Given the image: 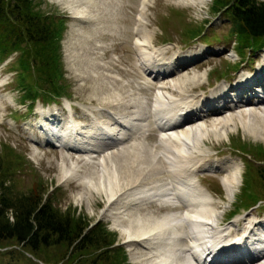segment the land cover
Segmentation results:
<instances>
[{"label": "rangeland", "instance_id": "1", "mask_svg": "<svg viewBox=\"0 0 264 264\" xmlns=\"http://www.w3.org/2000/svg\"><path fill=\"white\" fill-rule=\"evenodd\" d=\"M108 1L111 7L113 1ZM32 3L40 13L43 15L46 13L49 16L47 19L53 22L56 29H60L56 50L60 54L61 76L57 81L61 84L60 95L63 98L55 101L56 103L45 104L44 107L54 109L55 105H60L66 110L68 106L65 108L63 104L70 105L74 108L78 119H83L85 114L86 118L88 116L91 118V114H95L98 108H101L94 96V93L100 94V91L109 94L112 92L115 98L125 100H127V96L131 100L143 98L144 101L147 100L150 103V98L156 96L158 85H172L171 82H179L185 77L205 73L200 80L202 83L196 84L193 89L189 88L192 84L186 88L191 95V103H194L206 96L216 95L223 98L228 96L224 93L227 91L224 89V87L227 88V79L234 80L233 78L237 77L233 83L229 84L231 86L239 84L243 78L248 80L255 78L257 72L254 71L259 65H261L260 74L264 75V42L257 45L259 50L252 51L246 48L241 51L236 50L237 42L230 35L229 18L222 11L212 12V0H198L190 4H185L180 0H149L143 14L144 22L141 25L149 33L146 52L149 54V52L156 51L155 54H152L157 55L156 59L159 60L166 57L172 59L170 71L163 74L157 72L160 76L157 80L153 78L156 72L149 76V72L152 71L150 67L144 71L142 62L144 58L137 50L136 37L132 34L137 25L135 15L138 16L140 0H119L115 6L116 22L111 20L112 13L108 6H100L91 2L95 18L91 20V25L81 23L79 27L75 26L77 21H74L69 15H72V11L69 9L68 0H33ZM95 4L96 9L94 8ZM60 15H64V19ZM208 21L209 23L206 24ZM192 30L197 33H192ZM163 47L165 48L163 49ZM206 48H213L215 53H208L207 56L201 51L204 56L193 59L198 54L197 50ZM12 51L15 56L19 55L18 50ZM12 58L13 55L3 61L0 60V167L2 168L0 177H3V183L8 185L9 192L13 195L31 191L42 193L50 199L53 206L61 211L70 209L71 215H80L89 220V224L101 222L116 238L115 244H119L127 238V235L122 232V228L125 226L133 228L134 224L130 221L128 223L129 213H118V220L114 219L118 205H106V198L102 192L86 190L84 183H79V181H83V177L92 174V166L89 163L85 165L82 161L85 159H79V157L91 154L77 153L69 147L56 145L53 147L49 142L44 143L42 140H45L46 135L39 132V122L43 117L39 115L37 119H34L32 116L37 115L39 112L37 106H41L42 103H35L33 110L26 109L28 100H30L27 98L28 94L34 95L35 99L48 100L43 99L42 96H48L49 91L52 93L49 85L52 72L45 74L35 64H30L23 70L20 64H14L15 59L12 60ZM243 59L244 61L240 65L243 68L238 70L239 61ZM71 60H74L73 64H71ZM10 64L14 65L10 66ZM255 66L256 69L253 71ZM245 68L249 72L245 73ZM241 72H244V75L238 76ZM19 75L22 76L20 82ZM255 83L257 84L258 81L249 84L256 85ZM207 85L215 87L208 91ZM167 90L176 96L179 95L176 89H171L169 86ZM239 90L243 91V87H240ZM130 105L125 109L122 108L121 112L132 115V110L136 111L140 108L136 106L131 109ZM91 109L94 112H90ZM227 109L228 107H225V109L214 112H225ZM102 110L113 111L106 106ZM146 114L147 112L144 113V115ZM219 115L224 116V113ZM215 116L203 114L200 119L202 122L210 124L212 120L217 122L218 119L216 120ZM145 117V121H142L145 125L144 128H151V134L147 136L149 137L146 140L148 145L144 144L156 148L158 140L155 134L159 131L154 126V118L148 114ZM184 120L185 118L181 114V124L188 122V120ZM34 133L38 134V137L31 135ZM28 134L31 135L29 139H27ZM139 136L126 140V144L143 143L140 140L144 138H139ZM35 138H38V143L32 141ZM199 147L204 150L206 158H210L213 164L212 162L208 163L209 165L204 167L205 170L200 169L193 176L199 180V184L205 192L218 202L216 215L218 226H220L219 222L221 226L233 224L231 228L236 232L246 226L245 220L257 218L264 228V181L257 171L258 166H264V152L261 151L264 149V140L249 134L240 125H236V127H229L226 135L223 133L218 139L205 138ZM227 163L240 166L239 173L241 175L235 183L231 195L227 193L222 182L223 178L227 177V172L218 170ZM71 165L77 168L73 171L75 172L73 179L61 178L62 167L70 169ZM85 166H88L86 170ZM125 167L128 169L129 165H125ZM83 172L88 173L82 176ZM249 192H251V196H256V200L251 198L248 200L250 203H243L245 195L250 196ZM169 207L171 206H162L159 202H149L148 208L153 210L140 209L143 212L140 214V219L149 214L155 216V214L163 213ZM134 216H130V220ZM119 221L122 222L123 227ZM240 232L242 233L240 230L237 233ZM253 232L252 229L250 234ZM234 239L232 241L236 242L237 238L234 237ZM238 241H242L240 246L246 250L250 248L264 249V245L251 247L247 246L246 240L239 239ZM119 245L116 254L122 260L121 264H141L139 262L141 257H137L141 254L139 249H135L133 245L128 246L127 242ZM64 252L65 249H60L58 246L41 248L40 258L49 261V263H44L37 256H33L21 248L14 238L3 239L0 241V264L6 261L13 262V264H73L61 258ZM90 256L91 254L87 255V258ZM64 259L66 258L64 257Z\"/></svg>", "mask_w": 264, "mask_h": 264}, {"label": "bare ground", "instance_id": "2", "mask_svg": "<svg viewBox=\"0 0 264 264\" xmlns=\"http://www.w3.org/2000/svg\"><path fill=\"white\" fill-rule=\"evenodd\" d=\"M110 1H113L111 7L108 0H68L69 9L72 11L71 17L77 21L75 26L79 27L81 23L91 25V20L95 18L91 2L100 6H108L112 13L111 20L115 21L117 18L115 6L119 0ZM180 1L190 4L198 0ZM148 3L149 0L140 1L139 13L136 17L137 25L132 34L136 37L137 50L144 58L142 59L144 71L149 67L152 69L153 66H158L164 69L159 72L160 74L168 73L172 63L170 57L159 60L156 59L157 55H153L156 51L149 52V54L146 52L149 33L141 25L144 22L143 14ZM96 4L94 8L97 7ZM71 61L73 64L74 60ZM260 67L261 65L254 71L257 72L256 79L254 77L250 80L243 78L239 84L236 83L229 87L235 92V100L231 99L233 101H228V96L223 98L215 95L206 96L200 101L191 103V95L186 88L192 84L189 88L193 89L196 84L202 83L200 80L204 73L185 77L179 82H171L172 85L168 86L176 89L178 96L167 90V85H158L156 96L150 98V103L147 100L144 101L143 98L135 100H131L128 96L127 100L115 98L112 92L102 93L99 90L100 94L94 93V96L101 108H98L95 114H91V118L89 116L86 118L85 114L83 118L85 121H78L73 125L76 127L71 128L66 126L64 121L60 124V116L52 111L40 120L39 132L46 135L45 140H42L44 143L55 139L61 147H69L77 153L91 154L79 157V159L86 160H82L85 165L89 163L92 166V174L83 177V181L79 183H84L86 190L102 192L106 198V205H118L114 219L118 220V213L130 214L127 220L134 226L133 228L125 226L122 232L127 235L124 241L128 246L133 245L135 249H139L141 254L136 256L141 257L139 258L141 264H205V262L208 264H264V249L246 250L240 246L242 241H238L239 239L246 240L247 246L251 247L263 246L264 228L260 225L261 221L253 218L245 220L246 226L239 229L242 233L235 237L237 241L233 243L224 241L228 239V235L234 237V233L237 234L239 230L235 232L231 228L233 224L218 226L216 217L218 202L205 192L199 180L193 176L196 171L205 170L204 167L208 166V163L213 164L210 158H206L204 150L199 147L205 138L218 139L223 133L226 135L229 127L240 125L249 134L264 140V96H261L264 95V82L253 86L258 89H253L249 84L263 78L264 75L260 74ZM153 78L157 80L160 76L156 72ZM240 87H243V91L239 90ZM224 89L227 90L225 87ZM94 90L96 91V88ZM224 93L228 95V91ZM254 97L256 98L253 99ZM217 98L224 99L219 106L214 105ZM129 104H131V109L136 106L140 108L136 111L132 110V115L122 113V108H127ZM67 106L72 111L71 118L76 117V114H73V107ZM104 106L113 111H103ZM225 107H228L225 112H214L225 109ZM145 112L154 118V126L159 131L155 134L158 140L156 148L147 146L146 140L151 134V128H144L142 121L146 119ZM222 113L224 116L219 115ZM181 114L188 122L181 124ZM203 114L216 115L214 118L218 120L217 122L212 120L210 124L204 123L200 119ZM118 116L125 117L124 121L119 122ZM131 126L132 129L129 130ZM77 131H81V134H77ZM137 136L144 138L140 140L143 143L137 144L138 148L134 143L126 144V140ZM74 145L78 148H72ZM123 164L129 165L130 169ZM239 167L234 163H227L218 169L227 172V177L223 178L222 182L229 195L232 194L233 187L241 175ZM75 168L72 165L70 169L62 167L61 178L73 179ZM86 168L88 166L84 169ZM149 202H159L162 206L170 205L175 209L169 207L163 213L156 215L154 212L155 216L149 214L140 219V214L143 213L140 209L153 210L148 208ZM133 215L135 216L130 220ZM120 225L122 226V222ZM252 229H257V231L250 234ZM244 252L246 256L241 258L239 254H245Z\"/></svg>", "mask_w": 264, "mask_h": 264}, {"label": "trees", "instance_id": "3", "mask_svg": "<svg viewBox=\"0 0 264 264\" xmlns=\"http://www.w3.org/2000/svg\"><path fill=\"white\" fill-rule=\"evenodd\" d=\"M32 2L0 0V60L11 54L12 50H18L19 55H14V64H20L23 70L35 64L45 74L52 72L49 81L52 93L49 91L48 96H42L49 100L62 92L61 84L57 81L61 70L60 54L56 50L60 29L53 26L46 13L43 15L35 9ZM211 8L212 12L222 11L229 18L230 35L237 42L236 50H255L259 48L258 44L264 42V0H212ZM18 80L22 81L21 75ZM27 98L30 99L27 106L32 107L35 96L28 94ZM261 151L264 152V149ZM257 171L264 181V166H258ZM249 193L250 196L245 195L243 203L255 199L256 196ZM89 223L80 215H71L70 209L59 210L42 193L11 194L8 185L3 183V177H0V241L14 238L21 248L38 258L41 248L58 246L65 249L61 258L69 263L121 264L122 260L116 254L120 246L115 244L116 238L101 222ZM90 254V258H87Z\"/></svg>", "mask_w": 264, "mask_h": 264}]
</instances>
